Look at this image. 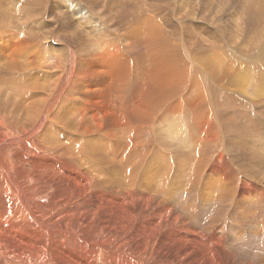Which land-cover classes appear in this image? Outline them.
<instances>
[{"label": "bare ground", "instance_id": "bare-ground-1", "mask_svg": "<svg viewBox=\"0 0 264 264\" xmlns=\"http://www.w3.org/2000/svg\"><path fill=\"white\" fill-rule=\"evenodd\" d=\"M122 1L118 0L115 3L118 2L120 7L126 9L127 6ZM34 3L38 7H40L39 4H43L41 0H36ZM257 3H249L246 12L249 9L251 18L257 20L256 23L259 25L264 19V8L263 4L256 5ZM0 6L2 7V5ZM18 7H16L17 10ZM11 9L13 8L11 7ZM4 10L6 9L4 8ZM126 11L124 12L128 14L129 8ZM84 12L85 10L81 8L80 14ZM16 18L18 19L17 16ZM12 19L11 15L9 20ZM2 20L5 21V19ZM247 20L249 24L252 23L250 18ZM26 21L28 24L24 23V28L28 29L30 25L29 29H31L33 25L27 18ZM233 22L235 21L233 20ZM4 23L8 25L6 22ZM241 23L242 21L237 20V26ZM230 26L232 27V25ZM248 27L250 28V26ZM219 28L223 31L222 26ZM240 30L243 31V27ZM19 33L12 31L10 34L18 37L10 50L0 46V264H264V176L247 175L245 179H243L245 175L243 177L242 175L234 176L236 175L232 168L234 166L231 163L227 164L226 155L221 156L224 153H222L223 148L219 150L220 153L217 151L218 162L212 167L214 174L207 176L204 173V175L207 160L209 161L212 157L209 152L213 146V143L210 142L212 139L207 140L210 135L203 136L202 142L196 140V137L189 139L187 135H177L180 139L175 144L172 139L176 136L174 123H170L171 125L167 129H164L161 123L159 127L155 125L154 100L156 93L160 94L156 101L158 104V99L162 95L161 87L155 88L149 84L157 82V86H165V96L168 101L175 98L172 95L179 93L181 87L189 81L188 74L191 73V70L188 73L187 67L196 65V61H193L195 57L191 58L190 56L192 54L188 55L187 52L183 60L185 62L182 59L180 61L183 63L176 62V56H173L174 45L166 43V41L165 43L157 41L158 37H151L147 42L151 52L158 48L156 51L161 56L156 55H159L158 52H156V56L153 55L154 52L153 56L149 55L143 44L142 49L146 52L145 58H148V62H154V65L150 64L151 71L145 72L147 82L143 91L140 92L142 94L138 96H135L133 92L127 94V87L122 82L116 81L122 90H119L116 84L110 86V91L113 92V98L121 104V110L116 112L117 106L110 99H108L109 107L105 106L108 108L101 106L97 109H90V102L86 101V97L100 102L108 95H99L95 90L97 85L94 86L86 78L80 77L79 70L75 69V60H78V56L74 50L69 49L65 58L59 56L52 61L49 68L54 71H50V82L43 88V93L39 91V97L29 98L28 94L38 91L33 88V85L25 84V80L16 82V78V83L12 84L11 82L6 86L8 76L11 75L10 81L13 78L9 63L12 67L21 68L22 73L40 63L33 62L36 53H26L29 46L26 48L25 44V47H22L26 37L23 40L19 39V35L22 38ZM233 33L235 32L233 31ZM253 33L255 32L253 31ZM5 34L8 36L7 32L0 34V45L9 43ZM25 36L31 35L25 33ZM50 36L54 38L52 33L45 35V39H47L45 42L49 41ZM92 36L94 35L92 34ZM178 37V35L173 36V38ZM53 41L51 39V42ZM117 41L118 44L123 43L120 38ZM118 44H116L118 48L105 44L106 49L105 45L102 49L103 41L100 36L94 43L96 47L94 54L96 57H100L109 52L101 56V59L110 56L111 63H108L117 72L115 77L123 79L124 83H130L136 72L134 69L132 71L130 64L127 63L131 59L130 56L122 57L123 52L120 47L122 44ZM45 45L47 46V44ZM14 46H17L18 50ZM168 47L173 50L172 57L169 54L170 57L165 55L170 51ZM159 48L161 49L159 50ZM250 49L252 50V48ZM101 50L104 51L101 52ZM161 50L164 51V55ZM222 51L217 53L213 50L212 52L223 61L227 54ZM168 58H170V62H168ZM121 59L125 63L120 61ZM105 61L107 60L105 59ZM47 62L49 61L45 60V63ZM197 67L199 70L196 72L199 71L197 73L203 76L202 82L207 86L210 85V78H204L206 73L202 72L204 71L202 67ZM113 68H111L112 71ZM21 70L18 71L21 72ZM231 71L229 70L230 73ZM42 72L48 76V71ZM18 73L17 77L20 75ZM84 73L80 72L82 76L85 75ZM235 73L234 76H238L239 70ZM260 75L262 77L256 75V80L251 81V84L248 83L249 85L246 84L247 78L244 79L245 83L243 82L242 89L248 94L258 93L263 96L264 73ZM74 77L78 79V81L76 79V85L73 82L75 88L72 85ZM232 80L234 81L235 78ZM70 85L72 86L69 88L68 98L65 93ZM5 86L7 88L3 89ZM175 96L180 97L179 95ZM222 96L225 95L222 94ZM242 100L246 103L245 99L238 98L239 106L242 105ZM256 102L258 101L256 100ZM234 103H237V99L234 100ZM158 105L161 108L164 106V104L163 106H161L162 104ZM196 106L198 105L196 104ZM183 110L184 103L179 101V104L175 106L174 113L181 114ZM238 112L235 113V116L240 120L246 119L248 115L252 118L249 113L240 112L239 109ZM201 120H204L202 122L206 126H214L209 119H207L209 122L202 118ZM256 120L252 121L255 127ZM190 122L188 123L192 126L193 122ZM215 122L217 121L215 120ZM249 122L246 124H250ZM175 124L177 123L175 122ZM216 127V131H218L220 126ZM119 128L122 130L120 133ZM134 129L137 132L145 129L152 130V134L154 132V137L157 138L155 139L157 148L148 145L138 146L136 142L130 143L137 133ZM211 129L210 127L209 130ZM185 131L189 132V130ZM236 131L238 130L235 129L234 135L251 136L250 130V133L247 130ZM213 134H211L212 138H217V140L223 136L221 132ZM122 139L126 140L120 142ZM146 139L149 140V138ZM261 144L263 143L261 142ZM258 150L259 153H262L261 149ZM168 154L172 156V162ZM245 158L243 159L245 160ZM145 163L146 170L140 171ZM171 169L179 175L181 180L170 172ZM237 170L239 169L237 168ZM253 171L256 174L259 169H253ZM231 172H234L233 176ZM140 178L143 179L142 187H138ZM202 184L205 188L202 187ZM178 186L181 188H177ZM188 199H196L197 203L192 201L190 206Z\"/></svg>", "mask_w": 264, "mask_h": 264}, {"label": "rangeland", "instance_id": "rangeland-1", "mask_svg": "<svg viewBox=\"0 0 264 264\" xmlns=\"http://www.w3.org/2000/svg\"><path fill=\"white\" fill-rule=\"evenodd\" d=\"M35 1L36 0H32V1L31 0H0V5H2V7L0 6V17H2V16L5 17V18L3 17L0 19V34H2V33L4 34L5 32H7L8 36H6L7 34H5V37L8 40L7 42H9L7 45L4 44V45H0V46H3L7 50H10V48L14 45V43H16L15 39H18V37L10 35V34H12V31H13V33H17V32L19 33V31H20L22 38H20V35H19V39L23 40L26 37V40L24 41V44L22 47L24 48L26 46V48H28V46H29V49L26 51V53L27 54H31L33 52L36 53V54H34V58H33L34 61L33 62H36V63L40 62L39 64L42 66L41 67L39 64H36L35 66L33 65L34 68L32 66L27 71L24 70L25 73L23 72L24 73L23 74L21 68L12 67L11 63H9V65H10L9 69L13 74V78H12V81H10L9 78L11 77V75L8 76L7 79L10 82L7 81L6 86H8L11 82H12V84H14L16 82H20L22 80L23 81L25 80L24 81L25 84L29 83V84L33 85V88L38 91L35 93L28 94L29 98L39 97L40 92L43 93V88H45L46 85L49 84L48 82H50V79H49L50 78V76H49L50 71L51 72L54 71V69L49 68V66L52 65V61L54 59L58 58L59 56H60V58L61 57L65 58L66 57L65 54H67L69 49H70V50H74V52L78 56V58H77L78 60H75L76 67L75 66L74 67L77 71L79 70L80 77L86 78V80L90 81V83H92V85H94V86L97 85V86H95L96 87L95 90L98 91L99 95H108V96H106V98H103L102 100L99 99L100 102H98L97 100H94L92 98L88 99L86 97V101L88 103L90 102L89 103V106H91L90 109H97V108H100L101 106L104 108H108L109 107V100L108 99H110L112 102L115 103V106H117L115 111L118 112L121 110L122 106H121V104L118 103L117 100H115L113 98V92L110 91V86L116 85L117 84L116 81H120L125 85V87H127L126 88L127 89L126 92L128 91L127 94H131L132 92L135 96L142 94L140 92L143 91L142 89L147 82V80L145 79V77H146L145 72L147 70L151 71L150 64H151V66L154 65V62H148V58L147 57L145 58L146 52L144 51V49H142L143 44H144V47L146 48V50L148 51L149 55L150 54L152 55V53L154 52L153 53L154 56L157 55L160 57L161 56L160 53L158 51H156V49H158V48H156L155 51L151 52L149 45L147 43L151 37H153V38L158 37V38H156L157 41H160L162 43H165V41H166V43H170V44L172 43L171 45H174L173 46L174 50H175L174 54H173V50H171L172 48L168 47V50H170V51L168 53H165L166 56L170 55L172 57V54H173L174 57L176 56V60H175L176 62L183 63V62H185V61H183L185 59V53L188 52V55H190V54L193 55V56L190 55L191 58L195 57V59L193 58V61L194 62L196 61L195 62L196 65L195 66L191 65L192 67L190 66V68L187 67L188 73H190L189 70H191V73L188 74L189 78L187 77L189 79V81L187 82L188 84L186 83V85L182 86L180 91H178L179 93L173 94L172 96L175 98H173L172 100L168 101V99L166 98V96H165L166 95V87L165 86H162V85L157 86V82H154L151 84H149V82H148V84L150 86H153L155 88L161 87L160 92L162 95L158 99V104H162L161 106H163V104H164V106L162 108L160 107V105L157 104L156 101H157V98L160 96V94L156 93L157 95H156V99L154 100L155 106H154V110H153V117L155 118L154 119L155 125L157 127H159L162 124L164 126L163 128L167 129L169 127V125L174 123V125H176L175 129H174L176 136L172 137V139H174L173 141L175 144H177V141H179V139H180V137H178L177 135L184 134V135H187V137L189 139L196 137V140H201V142H202L203 136H205V135L211 136V134L214 135L213 134L214 132H215V134H216V132H221V135H223V136L221 138H219V140H217V138H212V136L211 137L209 136V138L206 137L207 140L212 139V140H210V142L213 143L212 144L213 146L210 148V151H209L212 154V157H210L209 161L207 160V164H206L207 168H205V172H203V174L206 173L207 176L214 174L212 172V167L214 164H216L218 162V156H216V155L218 154V152L220 153L219 150H222L221 148L224 149L222 151V153L223 152L224 153L221 156L226 155L225 157L228 160L227 164L231 163L234 166V167H232L235 170L234 172L236 173V175H234V176L242 175V177H243L245 175L243 177V179H245V177L247 175L248 176L256 175V176H260V177L264 176V173H263V171H264V167H263L264 166V159H263L264 158L263 157L264 156V148H263L264 147V134H263L264 133L263 132L264 131V95L260 96V95H258V93L248 94L242 89L243 88L242 87L243 82L245 83L244 79L247 78L246 84H248V83L251 84V81L256 80V78H255L256 75L262 77V75H260V74L264 73V69H263L264 68V40H263L264 39V30H262V29H264V26H263L264 19L261 21L262 24L258 25L256 23L258 21L251 18V15L249 13L250 12L249 9L246 12V10H247L248 6L251 4V2L253 4V3H257L260 0H256V1L255 0H123L122 2H124V5L127 6L126 9L128 10V8H129V10H130L128 14H126L127 13L126 9H123V7H120L117 4L118 2L115 3L118 0H114V1L112 0L114 3L111 0H93V1H91V0H45L43 3V0H41V2L43 4H39L40 7L36 6V4L34 3ZM46 4H47V6H46ZM260 4H263V8H264V0H261L256 5H260ZM14 5H15V7H14ZM17 6H19L20 9L18 7V10H17V8H16ZM11 7L13 9H11ZM242 7H243V9H242ZM2 8H3V10H2ZM4 8L6 10H4ZM81 8L85 10V12H86V13L84 12L85 14L84 13L80 14ZM24 10H26V11L24 12ZM214 10H215V12H214ZM124 11H126V13ZM93 13L95 15H92ZM235 13H236V16H235ZM245 13H246V15H245ZM99 14L101 15V17ZM11 15L13 18L12 20H14L16 18V16L18 17V19H21V18L22 19L24 18V19H23V21H22V19L19 21L16 18L14 21H12V20L10 21L9 19H11ZM233 16H234V18H233ZM7 18H8V20H7ZM26 18L31 23V25H33V27L31 28L33 30L29 29V27H31L30 25H29L28 29H27V27L24 28L23 24L24 23L28 24L26 21ZM248 18L251 19L252 23L249 24V22L247 20ZM2 19H5V21H3ZM1 20L3 21L4 25L1 24L2 23ZM233 20L235 22L232 23ZM237 20L242 21V23L239 24L238 26H237ZM4 22H6V24H8V25H5ZM230 25H232L233 28ZM260 25H261V27H260ZM8 26H10L11 28ZM219 26H222L223 31L220 30ZM241 26L243 27V31L240 30L242 28ZM248 26H250V28ZM7 27H8V30H7ZM17 27H18V29H20V28L21 29L18 30V29H16ZM256 27H257V29H255ZM11 29H12V31H11ZM25 30H26V32H25ZM246 30H248V31L246 32ZM14 31H17V32H14ZM233 31L235 33H233ZM253 31L255 33H253ZM261 31H263L262 32L263 34L261 33ZM155 32H158V33L155 34ZM221 32H223V33H221ZM23 33H24V35H22ZM25 33H27L28 35H31V36H25ZM50 33L53 34L54 38H52V36H50L49 41L45 42V40H47V39H45L46 38L45 35L47 36V34H50ZM152 33H154V34L152 35ZM246 33H248L250 35H247ZM41 34L44 36H42ZM92 34L94 36H92ZM175 35H178L179 36L178 38H180V39L173 38V36H175ZM100 36H101V39L103 41L102 49L104 48L105 44H107V46L108 45L114 46V47L116 46L118 48V46L116 45L118 43H116V41L119 40V38H120V40H122L123 43L118 44V45L122 44L120 46V47H122L121 49L123 52L122 57L130 56L131 59L127 63L130 64L132 71L134 69V71L136 72L133 80L130 83H128V82L124 83L123 79L115 77V76H117V72L114 71L115 69L113 68V66H111L109 64V63H111V59L109 58L110 56L106 57L104 59H101L102 58L101 56L106 55L109 52H106V54H103V55L100 54L101 55L100 57L99 56L96 57V55L94 54L95 49H96V47L94 46V43L96 42L97 39L100 38ZM180 36H182V37H180ZM254 36H256L257 38ZM68 37H70L71 39L68 40L67 39ZM92 37H93V39H92ZM159 38H161V39L159 40ZM181 38L184 39V40L182 39L183 42L180 41ZM51 39L54 41L51 42ZM113 40H114V42H113ZM257 40H259V41H257ZM143 41H146V42L144 43ZM117 42H121V41H117ZM175 42H177V43H175ZM258 42H260V43H258ZM45 44H47L48 48ZM170 44H169V46H170ZM91 45H93V46H91ZM107 46L105 45V49ZM249 46H250V48H252V50L249 48ZM231 47H233V48H231ZM15 48L18 50V48H20V46L18 45V48H17V46ZM91 48H92V50L90 51ZM160 49L161 48H159V50ZM222 49H223V51H222ZM213 50L217 53H220L222 51L223 53L227 54L228 59H227V57L224 58V60H223V61H225L224 64H222L223 63L222 59H220L217 55H215L212 52ZM53 51H54V53H53ZM102 51H104V50H101V52ZM129 51L131 54L129 53ZM231 51H232V53H230ZM156 52H158L159 55L156 54ZM161 53H162V55H164L163 50H161ZM92 54H94V55H92ZM232 54H233V56H232ZM242 54L245 56H243ZM180 56H182V57H180ZM236 58L238 59V61ZM42 59H43V61H42ZM105 59L107 61H105ZM169 59L170 58H168V62H170ZM180 59H182L183 62L180 61ZM45 60H48L49 62L45 63ZM155 60H156V57H155ZM90 61H92V62H90ZM120 61L123 62L124 60L121 59ZM227 61H229V62H227ZM243 61H245V62H243ZM168 62L164 61V63H166V64H168ZM123 63H125V62H123ZM156 63H157V61H156ZM90 65H91V67H90ZM229 65H231V66H229ZM94 66L95 67L97 66V68H95ZM197 66L202 67V69L204 70L202 72L206 73L204 78H207V79L210 78V80H209V81H211V83H209L210 85L207 86L206 84H204V82H202L203 80H201V79H203V76L197 73L199 71L196 72V70H199V67H197ZM247 67H248V69H247ZM37 68H39V69H37ZM111 68H113L114 72L112 71ZM231 69H232V71H231ZM235 69H236V71L239 70V73H237V75L239 76V74H240V77H242V78H240L238 76H236V77L234 76V75H236ZM18 70L19 71L21 70V72H19ZM41 70L42 71H48V76L45 75L44 72H42ZM221 70L223 71V73ZM229 70L231 71V73L229 72ZM81 71H83V73L85 72L84 76H82L80 74ZM17 73L20 74L21 76L18 75V77H17L16 76ZM127 73H128V71L126 69V74ZM250 73H251V75H250ZM110 74H111L112 78L114 77L113 79L111 78ZM114 74H116V75H114ZM228 74H229V76H228ZM35 75H36V77H35ZM103 75H105V76H103ZM243 77H245V78H243ZM16 78H17V80H16ZM37 78H38V81H37ZM40 78H42V79H40ZM44 78H46V79H44ZM228 78H230L231 80L233 78H235V80L234 81L232 80V82H231V80L229 79L231 82L230 83ZM76 79H77V77H74V79L72 81V85H73V82H75V85L77 84ZM236 79L238 82L236 81ZM15 80H16V82H15ZM42 80L45 84L42 82ZM77 81H78V79H77ZM240 82H241V84H240ZM72 85H70L68 87V89L65 93V96L68 98L70 95V93L68 91ZM6 86L3 89H6L7 88ZM117 86H118L119 90H122L120 84L119 85L117 84ZM233 86H234V88H233ZM238 86H239V90H238ZM40 87H42V88H40ZM73 87L75 88L76 86L73 85ZM97 87H98V90H97ZM206 87H208V88H206ZM99 89L102 91L99 92L100 91ZM199 89H200L201 93H200ZM170 90H172V89H170ZM173 90H177V89H173ZM207 90H209V91H207ZM219 90H221V91H219ZM109 91L111 92V94ZM214 91H216V92H214ZM262 91L264 94V87H262ZM102 92H104V93H102ZM220 92H222V93H220ZM217 93H219L220 95ZM222 94L225 96H222ZM110 95H111V97H110ZM175 95H179L180 97H177ZM193 96H194V98H193ZM190 97H191L192 101H191ZM230 97H232V98H230ZM163 98H164V100H163ZM238 98L246 100V103L243 100L241 101L244 103V106L246 104L245 107L242 106L243 103H242V105L239 106L240 102L238 101ZM236 99H237V103H234V100L236 101ZM255 99L258 102H256ZM161 100H163V103H161ZM231 100H233V101H231ZM96 101L98 104L96 103ZM179 101H183L185 111L184 110L181 111V114H175L174 109H175L176 104H179ZM194 101H195V103H193ZM204 101H205V103H204ZM165 102L167 103L166 106H165V104H166ZM196 104L198 106H196ZM253 105L255 106V108ZM105 106H108V107H105ZM79 107L81 108V105ZM199 107H200V109H199ZM155 109H156V111H155ZM238 109L240 112H246V113L251 114L252 118L250 115H248L247 118L245 117L246 119H244V120L238 119V117L235 116V113H239ZM166 110H169V111H166ZM183 113H184V115H183ZM234 116H235V119H234ZM204 117H206V118H204ZM201 118L205 119L208 122H209V120H211L210 123L214 124V126L213 125H210V126L207 125L206 126L204 124V122H202L204 120H201ZM212 118H213V121H212ZM207 119H209V120H207ZM214 119L217 122H215ZM245 120H247V121H245ZM255 120L257 121L256 127L253 124L255 122ZM190 121L193 122L192 126L190 124L191 123ZM248 121H250L249 123L251 125L246 124V123H248ZM252 121H254V122L252 123ZM157 122H158V124H157ZM165 122H167V123H165ZM175 122L177 124H175ZM188 122H190V123H188ZM232 122H233V124H232ZM164 124H166V125H164ZM187 124L189 126H186ZM252 124H253V127H252ZM217 125L220 126V127H218L219 128L218 131H216ZM233 125H234V127L232 128ZM185 127H186V129H185ZM210 127L213 130L212 129L209 130ZM253 128H254V130H253ZM258 128H259V130H258ZM214 129H215V131H214ZM235 129L238 131L247 130V132H249V130H250L251 133L250 132L249 133L251 136H249V137H251V138H249L248 136L244 137V136H241L238 134L234 135L233 132L235 131ZM185 130H189V132L188 131L186 132ZM232 130H234V131H232ZM121 131L122 130L119 128V133ZM134 131L137 132V130H135V129H134ZM238 131H236V132H238ZM158 132L162 133L161 131H158ZM252 132H255V133H253L254 136H253ZM231 136H233V137H231ZM240 137H242V138H240ZM259 137H260V139H259ZM146 138H149V140H147ZM155 139H157V138L154 137V132L152 134V130L145 129L144 131H138L135 134V136L132 138L133 141H131L130 143L136 142V144L138 146L148 145L150 147H156L157 148ZM248 139L249 140L251 139V140L249 141ZM252 139H253V141H252ZM125 140L126 139H122L120 142H123ZM218 141H220V142H218ZM260 141L263 144H261ZM246 143H248L249 145ZM235 144H237V145H235ZM230 145H231V147H230ZM240 145L243 147H246V148L243 149V147H241ZM239 147H241V148L238 149ZM230 148H232V149H230ZM242 149L247 150V151L244 152ZM251 149L253 150V152ZM258 149H261L262 153H259ZM233 150H236V151H233ZM230 152H232V153H230ZM171 157L172 156L169 155L170 161L172 159ZM225 157H223V158H225ZM175 158H177L176 155H175ZM175 158H173V159H175ZM213 158L214 159L216 158L215 161ZM243 158H245V160ZM238 159H239V161L237 162ZM232 160H233V162H232ZM254 161H256V162H254ZM237 168L239 170L241 169L242 171L237 170ZM256 168L259 169V171H256L257 173L255 174V171H253V169L257 170ZM233 169H232V171H233ZM144 170H146V163L140 169V171H144ZM245 170L247 171L246 173H245ZM170 172L177 175L178 179L181 180L179 175L176 174L172 169L170 170ZM234 172H231L232 176H233ZM259 172H260V174H259ZM233 181H235L234 178H233ZM142 183H143V179L140 178L138 187H142L141 186ZM202 187L205 188L204 184H202ZM177 188H181V186H178ZM192 201H195L197 203L196 199H188V203L190 204V206H191ZM202 218H203V216H202ZM206 239H204L205 242H206Z\"/></svg>", "mask_w": 264, "mask_h": 264}]
</instances>
